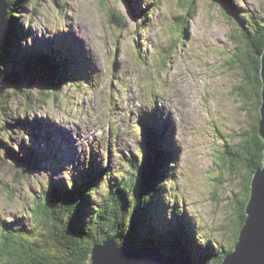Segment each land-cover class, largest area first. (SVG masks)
Returning <instances> with one entry per match:
<instances>
[{
    "label": "rangeland",
    "instance_id": "374dc122",
    "mask_svg": "<svg viewBox=\"0 0 264 264\" xmlns=\"http://www.w3.org/2000/svg\"><path fill=\"white\" fill-rule=\"evenodd\" d=\"M189 1L24 0L21 9L15 5L21 32L27 31L23 45L29 46L21 51L54 47L65 80L55 95L52 90L42 95L38 81L29 84L24 78L18 54L19 60L15 54L2 56L4 63L0 55V220L42 238L31 216L34 197L48 179L82 180L93 165L102 173L93 200L101 209L112 182L122 191L125 181L139 175L131 160L139 171L148 164L141 154L150 144L146 133L159 129L175 145L179 162L165 175L153 201L157 212L145 223L162 233L184 220L198 241L204 236L200 230L215 246H232L238 230V203L232 199L248 172L232 169L225 153L228 144L250 137L260 113L262 98L258 104L247 97L242 85H252L242 76L257 46L246 41L245 31L256 38L254 32L264 28V0H234L232 13L213 0H194L191 17ZM112 10L127 19L125 28L112 22ZM182 17L188 19L184 28ZM3 36L6 47L17 39L11 24ZM12 47L17 52V44ZM44 68L39 64L40 71ZM157 146L151 145V155ZM151 179L164 174L153 170ZM89 220L79 223L90 229ZM141 227L133 238L141 237ZM160 233L154 238L163 243L167 233ZM181 235L180 240L188 239L183 230Z\"/></svg>",
    "mask_w": 264,
    "mask_h": 264
},
{
    "label": "trees",
    "instance_id": "16d2710c",
    "mask_svg": "<svg viewBox=\"0 0 264 264\" xmlns=\"http://www.w3.org/2000/svg\"><path fill=\"white\" fill-rule=\"evenodd\" d=\"M13 1L14 2H10L8 0V2H10L8 21H10L17 39L8 47L5 46V55L3 51L0 53L1 63L5 62L2 56L6 59L7 56H10L11 58L14 56L15 51H13L14 49L12 46L17 40L19 41L23 38V36H19L18 33V29L20 28L18 24L19 15H15L14 10L18 7L21 8L24 0H18L19 2L16 0ZM213 1L219 3L222 8L231 13L232 11L236 12L237 10L234 0ZM186 11L191 17L194 11V0L189 1ZM111 20L120 28H125L128 24L127 19L115 10H112L111 12ZM182 20V28H184L188 19L182 17ZM253 36H256V38H253L250 31L246 29L244 35L246 41L252 40L257 46L254 55H251L252 59L250 60V63L245 64L243 67V69H246V74L242 76L244 82L251 83L252 89H245L243 85L242 88L246 91L248 98L253 96L255 102L259 104L262 98L263 86L260 65L261 53L264 50V28L260 27V29H257ZM52 49L53 51L55 50V48ZM28 52H30V55H26V60L22 64V70L23 73H25L24 78L26 77L29 79L27 80L29 84H32L39 79V82L43 81L42 83L48 88H53L56 92L61 83L65 80V78H63L65 74L62 71L64 68L56 62V54L53 53L54 59L53 57L48 60H42L39 58V61H42V63H37L36 56L41 57V53L38 50ZM237 58H239V60L243 59V57L238 54ZM39 64L41 66L45 65L48 68L47 70L49 73H47L45 68L40 71ZM47 91L49 90L41 92L42 95L46 96L50 94ZM1 93L2 92H0V94ZM247 97L246 99L248 101ZM260 118L261 115L259 113L258 116L256 115L253 123L250 137H246L239 145L228 144L230 146L226 148L225 155L231 164V168L234 170L244 168L246 169L244 170V174H246V171L248 172L246 181H242L244 186L241 192L236 193L232 199V203H238V230L233 244L229 249L224 245L221 247L215 246L212 238L205 232L204 236H202V242L198 241L195 238L193 231L186 230L187 226L182 220L181 222H173L167 228V231H165L166 228L161 229L162 231L164 230L163 232L167 233V238L162 237L163 243L161 242V239H155L154 237L159 235L160 229L157 225H155L154 228L150 223L148 226L145 222H151V219L147 217L148 214L157 212L154 208L153 201L158 190L161 189L162 182L166 178L151 179L153 173L151 163L148 162V164H143L144 168L139 171L137 166L134 167V163L137 165V161L134 160L133 162L131 160L130 163H133L132 170L138 171L139 175L135 174L132 179L125 181L126 183L124 185L127 189H123L122 191H119L121 189L120 187L117 189L118 182L117 185H115L116 182H112L106 200L100 206L101 209L94 206L93 200L94 193L97 191L95 187L98 186L99 181L101 180L97 181V177L102 176V173L101 171H98L93 164L92 169L85 175L86 178L77 182L78 190L76 191H74L72 183L65 184L60 181V183L56 184L51 182L52 185H50L48 179L45 187L36 195L37 198L34 197V199H36L35 206L31 207V216L34 221L37 222L36 226L43 231L42 238H32V236L28 234L19 223L7 224L0 220V232L2 234L0 235V256L3 264H88L89 253L93 245L95 243H103L104 240L110 238L116 233L119 234V236H117L119 244L129 251L133 250L135 245L131 241V238L133 237L135 230L137 233L139 232L138 227L140 224L142 225V229L143 227L147 228L148 226L149 230H147L146 235L149 239L154 238V242H141L142 245H149L152 247L157 246L160 247L159 249L164 246L166 248L163 249L171 250L175 255L187 253L197 260L199 264H221L226 254L234 249L240 231L246 223L247 214L245 211L248 200H250L251 196L252 178L254 173L263 166L264 138L260 134ZM159 131L160 130L157 129L154 133H146V142H150L152 146L159 145L157 146L160 151L158 159L162 161V167L170 171V164L173 160L171 155L168 157L169 155L166 154L165 151L171 153V145L167 142L164 134H161V136L158 134ZM148 148H146V150ZM165 148L167 149L165 150ZM36 155L39 158L37 152ZM163 156H167L166 161L162 160ZM14 158L17 162L22 161V158L18 156ZM158 159L156 157V167L160 166ZM31 160L33 161L34 159L31 158ZM37 162H33L32 167L37 164ZM162 174H164L165 177L166 173ZM93 177L95 179H93ZM136 177L138 179H136ZM151 186L153 192L150 191L149 187ZM130 200L132 201V205L129 207L128 203ZM107 204H110L109 208H106ZM90 207L94 209V212L91 211ZM75 208H77L79 212H82L83 215L78 214ZM151 209L153 211H150ZM64 211L65 213H63ZM87 217L91 218L89 221V224L92 226L91 230L82 227V224L79 223V221H82ZM97 225H99L98 228ZM106 225L108 226V229H105ZM93 230H95V232L92 233ZM182 230L190 241L188 239L180 240ZM198 233L203 234L200 230ZM138 244L141 246L139 242Z\"/></svg>",
    "mask_w": 264,
    "mask_h": 264
},
{
    "label": "water",
    "instance_id": "95a60500",
    "mask_svg": "<svg viewBox=\"0 0 264 264\" xmlns=\"http://www.w3.org/2000/svg\"><path fill=\"white\" fill-rule=\"evenodd\" d=\"M8 10V0H0V52L3 49ZM260 72L263 86L259 129L264 138V50L261 54ZM245 212L247 214L246 223L240 231L234 249L226 254L221 264H264V162L263 166L253 175L251 196ZM149 218L152 219V216ZM146 233L147 231L141 228L139 240L154 242V238L149 239ZM117 236L119 234L116 233L103 243H95L89 253L88 264H199L187 253L175 255L171 250L161 248L163 251H160V247L141 245V248L127 251L118 245Z\"/></svg>",
    "mask_w": 264,
    "mask_h": 264
},
{
    "label": "bare ground",
    "instance_id": "6f19581e",
    "mask_svg": "<svg viewBox=\"0 0 264 264\" xmlns=\"http://www.w3.org/2000/svg\"><path fill=\"white\" fill-rule=\"evenodd\" d=\"M9 3V2H8ZM21 9V8H20ZM24 25V24H23ZM25 26V25H24ZM19 29H18V32H19V36H23V38L21 39V40H17L16 41V43H14L15 45L17 44V52L15 51V56H16V59L17 60H19L18 59V57H17V54L19 55V57H20V59H21V63H24L25 62V60H26V55L28 56V55H30V52H23V51H21L22 49H25L27 46H24L23 44H25L26 42V40H24V35L23 34H26L27 33V31H24V32H21L22 31V26H20L19 25ZM70 27V26H69ZM76 31V30H75ZM78 32V31H77ZM80 40V39H79ZM22 41H24V43H21ZM82 44V43H81ZM29 47V46H28ZM27 47V48H28ZM3 52H4V55H5V43H4V36H3ZM14 49V48H13ZM10 50V49H9ZM1 51V52H2ZM40 53H41V57H38V56H36V59H37V63H38V61H39V58H41L42 60L43 59H46V60H48V59H52V57L54 56V54H56L55 53V50L53 51V49L51 48H48V49H43V50H38ZM0 52V53H1ZM54 53V54H53ZM9 55V54H8ZM81 56V55H80ZM66 58V57H65ZM72 58V57H71ZM53 59H54V57H53ZM65 60H67V58L65 59ZM20 63V64H21ZM54 64V63H53ZM63 69V68H62ZM63 71V73L65 74V72H64V70H62ZM37 76H38V74H37ZM39 80V79H38ZM37 80V81H38ZM43 82V81H42ZM42 82H39L38 81V83H39V86L40 85H42V90H52L51 91V93H53L54 95H55V90H53V88H48L44 83H42ZM63 85H60L59 86V88L60 87H62ZM59 88H58V90H59ZM189 89V88H188ZM172 99V98H171ZM169 100V99H168ZM168 102V101H167ZM169 105V104H168ZM166 106V105H165ZM172 106V105H171ZM166 108H168V107H166ZM35 111H36V109H35ZM172 111V110H171ZM127 114V113H126ZM39 115V114H38ZM37 118V117H36ZM75 118V117H74ZM84 120V119H83ZM134 120V119H133ZM86 121V120H85ZM45 123V122H44ZM83 123V122H82ZM124 126H126V125H124ZM132 127V126H131ZM63 128H69V127H63ZM81 129H83V127L81 128ZM85 129V128H84ZM89 129V128H88ZM53 131H51V133H52ZM129 132V131H128ZM85 133V132H84ZM116 133V132H115ZM65 134V133H64ZM105 134V133H104ZM168 135V134H167ZM167 135H166V139H167V142L170 144V145H172L171 143H170V141H168V137H167ZM106 136V135H105ZM119 136V135H118ZM123 136V135H122ZM113 137V136H112ZM100 138H102L103 139V137H100ZM126 141V140H125ZM105 142V141H104ZM113 142V141H112ZM146 146H144V149H143V151H142V159H143V162L146 160L147 162H149V163H151L152 164V168H153V170L155 171V172H157V173H159L160 174V172H162V173H166V174H172V172H173V168L177 165V163L179 162V160H178V154H177V152H176V147H175V145H172V148H171V158H172V160H173V162H172V166H171V169H170V171H168L167 169H165V168H163V167H156V165H155V163H156V157H157V159H158V155H159V153H160V151H159V149H158V147L155 149V151H154V153H153V155H151L152 153H151V145L149 144L148 145V147H149V149H150V151H147L146 150V148H145ZM167 148H165V150H166ZM165 153H167L166 151H165ZM169 155V154H168ZM47 156L48 157H52L51 156V153L50 152H47ZM168 157H170V155L168 156ZM159 160V159H158ZM162 163V161H160L159 160V164H161ZM176 174V171H174V175ZM71 177V183L73 184L72 186H74V191H76V190H78V185H77V180H76V178L74 177V176H70ZM164 178H166V177H164ZM253 179V178H252ZM60 181L61 180H59V179H54V178H51V179H49V183H50V185H52V183H54V184H56V183H60ZM52 182V183H51ZM70 183V184H71ZM150 188V191H152L153 192V189H152V186L151 187H149ZM149 190V189H148ZM147 190V191H148ZM158 193H160V190H158V192H157V194ZM131 201V200H130ZM35 204H36V199H34V203H33V205L31 206V207H33V206H35ZM131 204H132V201H131ZM181 205V204H180ZM90 209H91V211L92 212H94V209L93 208H91L90 207ZM75 210L77 211V212H79L78 210H77V208H75ZM166 210V209H165ZM167 210H168V208H167ZM150 211H153L152 209L150 210ZM69 217V216H68ZM71 220H73L71 217H69ZM90 220H91V218H90ZM89 220V221H90ZM89 221H88V224H89ZM183 222H185L184 220H182ZM181 222V221H180ZM90 225V224H89ZM99 226V225H98ZM96 229V228H95ZM90 230H91V228H90ZM93 232H95V230H93L92 231V233ZM164 232H162V233H160V234H163ZM202 233H204L203 231H202ZM112 236H114V235H112ZM111 236V237H112ZM118 238H116V242L118 243V245L120 246V247H122L120 244H119V242H118V240H117ZM135 240H136V243H135ZM213 240V239H212ZM131 241L133 242V244L135 245V248L133 249V250H135V249H138V248H141L140 246H139V244H138V242L141 244V242L142 243H147V242H144V241H141V240H139V239H136V238H131ZM96 244H99V243H96ZM142 245V244H141ZM122 248H124V247H122ZM125 249V248H124ZM125 250H127V251H129L128 249H125ZM166 250V249H165ZM130 251H132V250H130ZM160 251H163V250H160ZM163 253H166V252H163ZM165 255H168V254H165ZM181 255V254H180Z\"/></svg>",
    "mask_w": 264,
    "mask_h": 264
},
{
    "label": "clouds",
    "instance_id": "9594fccd",
    "mask_svg": "<svg viewBox=\"0 0 264 264\" xmlns=\"http://www.w3.org/2000/svg\"><path fill=\"white\" fill-rule=\"evenodd\" d=\"M262 54V53H261Z\"/></svg>",
    "mask_w": 264,
    "mask_h": 264
}]
</instances>
